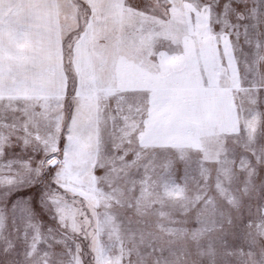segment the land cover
I'll use <instances>...</instances> for the list:
<instances>
[{
  "label": "snow or ice",
  "instance_id": "snow-or-ice-1",
  "mask_svg": "<svg viewBox=\"0 0 264 264\" xmlns=\"http://www.w3.org/2000/svg\"><path fill=\"white\" fill-rule=\"evenodd\" d=\"M0 264H264V0H0Z\"/></svg>",
  "mask_w": 264,
  "mask_h": 264
}]
</instances>
